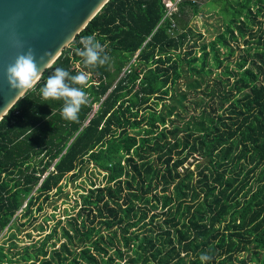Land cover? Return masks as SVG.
<instances>
[{"label":"trees","instance_id":"obj_1","mask_svg":"<svg viewBox=\"0 0 264 264\" xmlns=\"http://www.w3.org/2000/svg\"><path fill=\"white\" fill-rule=\"evenodd\" d=\"M212 2L227 26L199 47L188 46L196 34L186 21L200 13L197 2L182 0L169 18L163 0H111L4 117L0 236L7 230L11 242L0 244V264H264V30L254 32L264 0ZM236 33L247 50L231 69ZM89 35L110 57L104 66L88 68L75 52ZM211 60L222 69L213 80ZM56 67L89 74L77 121L40 93ZM193 93L200 114L185 122ZM90 165L81 207L64 212L66 241L50 245L61 222L45 215L51 233L15 260L22 229Z\"/></svg>","mask_w":264,"mask_h":264},{"label":"water","instance_id":"obj_2","mask_svg":"<svg viewBox=\"0 0 264 264\" xmlns=\"http://www.w3.org/2000/svg\"><path fill=\"white\" fill-rule=\"evenodd\" d=\"M110 1L0 0V122L30 91L18 96L9 86L7 67L16 57L32 48L38 67L46 72ZM46 63L51 65L47 70Z\"/></svg>","mask_w":264,"mask_h":264},{"label":"rangeland","instance_id":"obj_3","mask_svg":"<svg viewBox=\"0 0 264 264\" xmlns=\"http://www.w3.org/2000/svg\"><path fill=\"white\" fill-rule=\"evenodd\" d=\"M193 1H195L199 4L201 11L196 17H193L192 15H190V17H188L186 20L189 22L190 28H192V30L196 34V36L191 39L192 41H191V43L188 44V46H192L193 43H196L200 47L204 44H210V43L214 42L216 37L225 31V28L227 26L225 21L228 20L227 17H229V16H227L223 12L224 6L219 5V4L218 5L213 4V2H212L213 0H193ZM229 1L232 2V4L236 5V2H238L240 0H229ZM177 7H178V5L175 4L170 9V11L171 12H173V11L178 12L179 7L178 8ZM222 12L224 13V15ZM225 16H227V17H225ZM258 21L261 22L262 26H255L254 32L259 31V27L262 28L261 31L264 30V18L261 17L258 19ZM179 27H180V25H179ZM180 29H181V27H180ZM199 34L202 36V38L198 37ZM236 36H238L237 42H231V46L235 50V54L233 55V57L230 58V61H229V62H231V66H230L231 69H236L235 63L239 60V58L241 56L246 55V50H247V46L245 44V41L248 38H246L244 40L238 35V33H236ZM221 52H222V54H225L226 51L222 49ZM251 52H253V50ZM197 57H200V54H197ZM222 59L226 60V56H223ZM210 64L213 65V70H214V74L211 76V80H213L216 77V75L222 74L221 73L222 69L216 70L214 68V63L212 60L210 61ZM193 79H196V77ZM189 81H190L189 79L183 78L179 83L178 90H180L181 92L187 91L188 89L186 87V84ZM204 88H205V86L203 85L201 90L203 91ZM201 90L198 91L200 98H202V96H203ZM197 97L198 96L194 93L190 97H188V102L186 103L187 112H184L182 109L180 110V112H183V115L185 116V122H187L189 120L190 116H194V115L198 116L200 114V109L196 110L195 106H194V104L199 103V100L197 99ZM205 100H208V98H206ZM170 102H171L170 100L166 101V103L168 105L170 104ZM98 109H99V105H96L94 107V112H97ZM159 110H161V108H159ZM218 114H222V112H219ZM228 114H229L228 110L222 114L226 120L228 118ZM194 161H195V159L189 160V164H191V163L194 164L193 167L191 168V170H196L197 163L196 162L194 163ZM92 167H93V165H90L88 167L89 169L86 168L84 170L82 177L79 180H77L76 182H72V180L69 179L70 177L67 178L66 180H64V182L62 183L63 187H64V189H63L64 193L60 196H57V195H55L56 191H54L52 194L55 195V197H53L48 203H46L45 211H44V213H42L40 215L38 221L35 222L33 225H27L25 228L22 229V234H20L19 240L15 241L18 245V248L13 251L14 254L16 255V256H13L15 260L16 259L19 260V257L24 254L25 249H29V251L31 253H34L36 251V249L40 248V246L42 245V242L51 233V229L54 227V223L46 222L44 220L45 215H54V216H56V222H58V221L61 222V228H59L57 230L58 235L56 236V238H54L50 241V245H53L56 243V249H58L60 247V245L66 241V239L62 237L61 229L62 228H68L67 222L70 219H69V217L66 216V214L64 212H66V210H69V209L71 210V208L78 207L76 209V213H77V211L81 207V204H82L81 195L83 194V191L80 189V186L87 187L85 180H86V177L91 176L90 172H93ZM185 167L188 168L189 165H186ZM51 170H52V168L49 170V172ZM91 174L93 175V173H91ZM100 179L96 178V176H95V180L98 181V184L100 182ZM72 214H73V216L76 215L74 212H72ZM36 215H37V213H36ZM25 222H27V221H23V223H25ZM45 223L48 225V230L45 233L40 234L38 226L45 224ZM7 233L8 232L6 230L0 236V244L8 245L9 242H11V240H9V236L7 235ZM28 233L30 234V237H27L26 234H28ZM51 248H52L51 246L48 247V250L50 251ZM17 264H22V263H17Z\"/></svg>","mask_w":264,"mask_h":264},{"label":"clouds","instance_id":"obj_4","mask_svg":"<svg viewBox=\"0 0 264 264\" xmlns=\"http://www.w3.org/2000/svg\"><path fill=\"white\" fill-rule=\"evenodd\" d=\"M67 39H71V37ZM16 43L19 44L18 41ZM80 44L83 45V48H76L75 52L82 58V62L86 67L96 68L104 66L110 61L105 47L95 36L82 37ZM45 56L50 57L52 53L46 52ZM40 60L43 62L44 56H41ZM50 66L49 63H46L44 69L47 70ZM43 72L36 63L34 49L29 48L27 52L19 54L15 62L7 67L6 75L10 88L18 90V96H21L34 88L37 82L41 80ZM88 83V73L81 71L72 75L63 67H56L53 74L47 78L46 85L40 89V93L45 100H62V118L68 121H77L82 106L90 102L84 90ZM200 259L201 261H208L210 257L202 255Z\"/></svg>","mask_w":264,"mask_h":264},{"label":"built area","instance_id":"obj_5","mask_svg":"<svg viewBox=\"0 0 264 264\" xmlns=\"http://www.w3.org/2000/svg\"><path fill=\"white\" fill-rule=\"evenodd\" d=\"M164 1V4H165V7L168 9L167 10V17L171 18L174 14L177 13V11H173L171 12L170 9L176 4V5H179V3L182 1V0H176V1H170V0H163ZM178 8V7H177ZM173 28L175 27V24L173 23Z\"/></svg>","mask_w":264,"mask_h":264}]
</instances>
